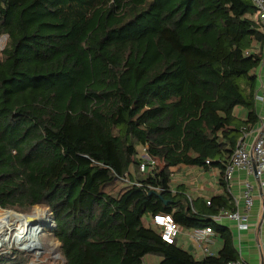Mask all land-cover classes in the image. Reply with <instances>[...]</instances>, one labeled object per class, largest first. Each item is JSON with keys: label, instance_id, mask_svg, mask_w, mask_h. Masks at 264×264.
<instances>
[{"label": "trees", "instance_id": "trees-1", "mask_svg": "<svg viewBox=\"0 0 264 264\" xmlns=\"http://www.w3.org/2000/svg\"><path fill=\"white\" fill-rule=\"evenodd\" d=\"M2 36L1 208L47 207L63 264L240 259L212 217L237 209L225 165L259 123L264 25L252 0H0ZM144 152L154 170H140ZM183 165L220 169L223 192L208 204L174 188ZM159 213L184 231L211 226L220 248L199 257L163 240Z\"/></svg>", "mask_w": 264, "mask_h": 264}, {"label": "crops", "instance_id": "crops-1", "mask_svg": "<svg viewBox=\"0 0 264 264\" xmlns=\"http://www.w3.org/2000/svg\"><path fill=\"white\" fill-rule=\"evenodd\" d=\"M257 78V91H256V112L259 116L258 127L262 122H264V102L261 97L264 96V65H260L254 71ZM255 127V128H256ZM255 128L249 131V135L246 138L247 144H251L256 136L255 132H252ZM184 168L186 173L195 171L198 172L202 178L206 179L204 182L186 180L182 173ZM174 183L178 178L179 184H183L184 189L191 194L193 199L198 197H203L209 199L214 194H220L223 192L222 185L219 181V173L216 172V168H212L209 171H204L200 168L181 166L174 167ZM178 174V175H176ZM246 180L251 181L254 184V204L249 210V227L247 229H239L235 221L225 219L223 220V225L229 227L233 232L234 244L238 249L239 253L244 260L249 262V264H263L264 260V177L259 178L253 174H249L245 169L238 170L230 184V193L233 195L237 201V206L241 212L244 211V200H243V188L244 182ZM173 187L179 185L176 183ZM193 194H195L193 196ZM190 230L184 231L178 239V243L182 239L186 246L184 248L193 251L197 256H202L200 251L197 249L195 244L189 237ZM220 248V243L215 241L211 249L216 252Z\"/></svg>", "mask_w": 264, "mask_h": 264}, {"label": "built area", "instance_id": "built-area-1", "mask_svg": "<svg viewBox=\"0 0 264 264\" xmlns=\"http://www.w3.org/2000/svg\"><path fill=\"white\" fill-rule=\"evenodd\" d=\"M252 1L258 9L259 18L264 25V0ZM260 65H264V53ZM261 100L264 102V96L261 97ZM252 132L256 133L254 141L250 145L247 144L246 138L249 132L244 133L230 160L225 165L224 178L227 181L229 191L231 181L238 170L245 169L249 174H253L256 177H264V122ZM142 157L143 160L140 163V170L142 172H146L148 169L154 170L160 164L158 159L151 157L146 152L143 153ZM207 162L210 163V161ZM125 180L128 179L125 178ZM243 200V212L239 210L238 206L233 212L221 210L217 215L212 217L213 221L223 225V220L228 219L235 221L240 230L247 229L249 227V210L254 204V184L249 180L244 182ZM207 203L210 204L209 199ZM235 203L238 205L236 200ZM151 221L153 225L159 228L162 239L169 243L177 242L184 232L171 214H156L152 217ZM189 237L202 255H212L214 253L211 247L215 244V233L211 226L192 229L189 232ZM227 264H248V262L241 256L240 259L228 262Z\"/></svg>", "mask_w": 264, "mask_h": 264}, {"label": "rangeland", "instance_id": "rangeland-1", "mask_svg": "<svg viewBox=\"0 0 264 264\" xmlns=\"http://www.w3.org/2000/svg\"><path fill=\"white\" fill-rule=\"evenodd\" d=\"M7 43V36H2L0 38V50L4 48V46ZM216 172L219 173L220 169L216 168ZM182 173L184 175V179L186 180H194L199 182H204V178H202L201 175H199L198 172L192 171L189 173H186L184 168L182 169ZM178 175V174H176ZM182 179V178H181ZM178 178L174 185L179 184ZM176 188V186H175ZM195 194H193L194 196ZM3 209V208H2ZM9 210V209H8ZM17 214L22 215H29L33 216L34 218L39 217V219H34L35 221H43L45 222L42 225V230L38 234V236L32 241V246H29L30 243H23V241L20 240V238L17 236V234L21 233L19 232L20 228L24 226V222L17 218L15 214H5L4 218L0 219V225L7 230V234L4 235L5 240H0V253H12V251L16 248L19 249L27 256H30V262L29 264H63L65 258L61 253L60 250V242L56 238L53 230L55 228V222L53 219V216L49 209L45 206H35L31 213L23 214L19 213L15 210H9ZM37 213V215H36ZM41 213V214H40ZM187 239V237L185 238ZM182 239L180 241V244L182 246H186V243H184V240ZM153 258L157 259L159 261L161 257L158 255H152ZM249 264V262H248Z\"/></svg>", "mask_w": 264, "mask_h": 264}, {"label": "bare ground", "instance_id": "bare-ground-1", "mask_svg": "<svg viewBox=\"0 0 264 264\" xmlns=\"http://www.w3.org/2000/svg\"><path fill=\"white\" fill-rule=\"evenodd\" d=\"M5 214H10V215L15 214L18 219H20L24 222V226H22L19 230V232H21V233L17 234V236L20 238L21 241H23V243H27V244L30 243L29 246H32V241H34V239L38 236V234L42 230V225L45 222L35 221L34 219H39V217L34 218V215L29 216V215L17 214V213H14L12 211H9V210L2 209L0 207V219L7 216ZM36 215H37V213H36ZM7 233H8V231L7 230L5 231V229L0 225V240L4 241L5 240L4 235ZM2 234H4V235H2Z\"/></svg>", "mask_w": 264, "mask_h": 264}, {"label": "water", "instance_id": "water-1", "mask_svg": "<svg viewBox=\"0 0 264 264\" xmlns=\"http://www.w3.org/2000/svg\"><path fill=\"white\" fill-rule=\"evenodd\" d=\"M263 263H264V260H263Z\"/></svg>", "mask_w": 264, "mask_h": 264}]
</instances>
